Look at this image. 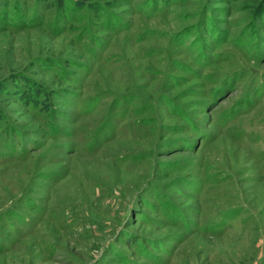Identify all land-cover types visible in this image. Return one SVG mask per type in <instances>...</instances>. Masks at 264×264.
Wrapping results in <instances>:
<instances>
[{
    "label": "rangeland",
    "instance_id": "obj_1",
    "mask_svg": "<svg viewBox=\"0 0 264 264\" xmlns=\"http://www.w3.org/2000/svg\"><path fill=\"white\" fill-rule=\"evenodd\" d=\"M0 264H264V0H0Z\"/></svg>",
    "mask_w": 264,
    "mask_h": 264
}]
</instances>
